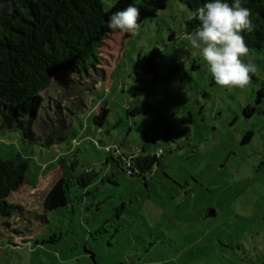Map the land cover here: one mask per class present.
<instances>
[{
  "label": "rangeland",
  "instance_id": "1",
  "mask_svg": "<svg viewBox=\"0 0 264 264\" xmlns=\"http://www.w3.org/2000/svg\"><path fill=\"white\" fill-rule=\"evenodd\" d=\"M101 1L107 9L117 0ZM191 13L168 0L138 35L110 34L100 49L104 79L94 70L89 81L54 76L45 101L77 110L63 140L47 146L0 131V157L28 161L27 183L8 196L18 208L0 219V264H264V45L240 57L257 68L245 88L218 86L182 35ZM153 48L161 56L149 66ZM101 106L108 113L97 128ZM106 145L161 148L160 163L128 175L111 162L113 182L100 171L71 187L67 205L44 209L57 159L98 171Z\"/></svg>",
  "mask_w": 264,
  "mask_h": 264
},
{
  "label": "trees",
  "instance_id": "2",
  "mask_svg": "<svg viewBox=\"0 0 264 264\" xmlns=\"http://www.w3.org/2000/svg\"><path fill=\"white\" fill-rule=\"evenodd\" d=\"M167 1L117 0L105 9L101 0H0V131L18 129L24 140L40 141L47 146L63 140L69 119L77 110L62 104L59 99L45 101L42 92L52 78L67 71L85 81H89L86 77L94 75L104 79L105 74H98L104 71L100 67V49L110 34L120 33L108 28L111 14L131 4L139 8L138 23L141 24L165 7ZM181 1L193 12L206 2ZM226 2L231 4L232 0ZM243 6L251 9L254 29L242 35L248 49H259L264 45V0H244ZM198 26V21L188 20L187 32ZM160 56V51L153 48L145 63L156 65ZM91 70L97 74H89ZM76 105L78 108L83 106L81 98ZM107 113L105 106L99 107L93 116L97 128L102 127ZM105 151L109 157L101 161L98 171L93 167L80 169L77 157L67 162L60 156L57 159L59 174L41 195L42 207L52 210L67 205L71 187L76 184L89 186L100 171L102 181L113 182L114 172L105 167L111 162L121 167L124 173L123 166L126 168L131 164L133 174H143L160 163L161 154L148 153L144 146L128 151L121 147ZM27 169L25 158L17 156L15 160H9L0 157V219L11 217L17 210L18 205L8 201V196L27 183ZM91 255L95 259L94 253Z\"/></svg>",
  "mask_w": 264,
  "mask_h": 264
},
{
  "label": "clouds",
  "instance_id": "3",
  "mask_svg": "<svg viewBox=\"0 0 264 264\" xmlns=\"http://www.w3.org/2000/svg\"><path fill=\"white\" fill-rule=\"evenodd\" d=\"M244 0H206L203 6L191 13L188 20L198 21L199 26L190 33L182 34L192 48L198 49L208 66L211 79L224 88H245L257 68L244 63L249 49L243 32H251V9L243 6ZM140 10L129 4L123 10L111 14L108 28L121 34L138 35Z\"/></svg>",
  "mask_w": 264,
  "mask_h": 264
},
{
  "label": "built area",
  "instance_id": "4",
  "mask_svg": "<svg viewBox=\"0 0 264 264\" xmlns=\"http://www.w3.org/2000/svg\"><path fill=\"white\" fill-rule=\"evenodd\" d=\"M115 149H117V148H115ZM105 150H112V149H111V147H110L109 145H107V146H105ZM161 153H162V149H161V148H158L157 151H156V154H157V155H160ZM125 172H126V174H128V175L133 174V169H132L131 164H128V165L126 166V168H125Z\"/></svg>",
  "mask_w": 264,
  "mask_h": 264
},
{
  "label": "water",
  "instance_id": "5",
  "mask_svg": "<svg viewBox=\"0 0 264 264\" xmlns=\"http://www.w3.org/2000/svg\"><path fill=\"white\" fill-rule=\"evenodd\" d=\"M212 212H214V211H212Z\"/></svg>",
  "mask_w": 264,
  "mask_h": 264
}]
</instances>
